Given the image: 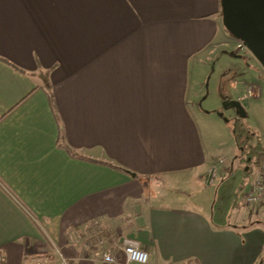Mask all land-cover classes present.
<instances>
[{
  "label": "crops",
  "instance_id": "0c3cea01",
  "mask_svg": "<svg viewBox=\"0 0 264 264\" xmlns=\"http://www.w3.org/2000/svg\"><path fill=\"white\" fill-rule=\"evenodd\" d=\"M221 11V0H0V264H33L52 245L99 264L126 237L148 264H262L264 206L242 199L258 170L235 158L231 134L218 148L198 122L194 61L236 40ZM245 91L232 99L250 109ZM248 92L263 103L264 143V80ZM180 174L196 183L193 205L150 197L153 180Z\"/></svg>",
  "mask_w": 264,
  "mask_h": 264
},
{
  "label": "rangeland",
  "instance_id": "374dc122",
  "mask_svg": "<svg viewBox=\"0 0 264 264\" xmlns=\"http://www.w3.org/2000/svg\"><path fill=\"white\" fill-rule=\"evenodd\" d=\"M231 40L228 46H218L211 51L201 53L194 61L196 82H199V88L203 91L201 96L195 99L200 106L197 105L201 116L198 122L205 136L210 138L214 135L217 138L218 148L225 146L230 134L233 138L232 131L238 117L234 109L224 108L227 97L232 99L238 92L243 93L246 90L245 95L252 103H250V109L245 106L248 116L243 119L253 128L257 123L255 111L263 110V103H260L256 96H251L248 88L253 87L256 80L263 83L264 68L250 51L237 49L236 40ZM219 153L226 152L221 150ZM226 160L227 158L223 157L222 163ZM191 177L193 176L190 174H180V177H174L172 182L167 180L164 184L153 180L152 191H148L149 195L150 197L156 195L158 189L164 196L170 197L174 204L185 202L191 206L193 203L190 204L189 199L196 192V183Z\"/></svg>",
  "mask_w": 264,
  "mask_h": 264
},
{
  "label": "water",
  "instance_id": "95a60500",
  "mask_svg": "<svg viewBox=\"0 0 264 264\" xmlns=\"http://www.w3.org/2000/svg\"><path fill=\"white\" fill-rule=\"evenodd\" d=\"M221 6L224 27L244 42L264 68V0H221ZM224 108L234 109L240 118L248 116L240 100L227 97Z\"/></svg>",
  "mask_w": 264,
  "mask_h": 264
},
{
  "label": "built area",
  "instance_id": "2783aa9c",
  "mask_svg": "<svg viewBox=\"0 0 264 264\" xmlns=\"http://www.w3.org/2000/svg\"><path fill=\"white\" fill-rule=\"evenodd\" d=\"M236 43L237 49L241 51L248 50L242 40L236 39ZM220 162L222 163L223 159ZM257 170L258 173L252 187L243 192L242 195L244 203L248 206H264V163ZM102 243L103 240L100 238V244ZM149 260L150 253L143 248L141 243L137 239L126 237L123 239L122 245L117 247L116 250L105 249L102 261L99 264H148ZM33 264H72V262L64 254L61 247L52 245L49 255L35 258ZM262 264H264V261Z\"/></svg>",
  "mask_w": 264,
  "mask_h": 264
},
{
  "label": "trees",
  "instance_id": "16d2710c",
  "mask_svg": "<svg viewBox=\"0 0 264 264\" xmlns=\"http://www.w3.org/2000/svg\"><path fill=\"white\" fill-rule=\"evenodd\" d=\"M226 31L229 33L227 29ZM232 132L237 147L235 158L248 166L249 170L259 169L264 163V143L261 135L253 127L247 124L245 119L240 117H237ZM125 171L134 175L132 171L126 169ZM187 264L193 263L192 261H188Z\"/></svg>",
  "mask_w": 264,
  "mask_h": 264
},
{
  "label": "flooded vegetation",
  "instance_id": "af4514ba",
  "mask_svg": "<svg viewBox=\"0 0 264 264\" xmlns=\"http://www.w3.org/2000/svg\"><path fill=\"white\" fill-rule=\"evenodd\" d=\"M233 38H235V37H233ZM236 39V38H235Z\"/></svg>",
  "mask_w": 264,
  "mask_h": 264
}]
</instances>
